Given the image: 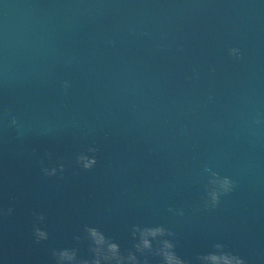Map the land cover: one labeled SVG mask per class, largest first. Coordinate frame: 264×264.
<instances>
[{
	"label": "water",
	"instance_id": "1",
	"mask_svg": "<svg viewBox=\"0 0 264 264\" xmlns=\"http://www.w3.org/2000/svg\"><path fill=\"white\" fill-rule=\"evenodd\" d=\"M0 264H264V0H0Z\"/></svg>",
	"mask_w": 264,
	"mask_h": 264
}]
</instances>
